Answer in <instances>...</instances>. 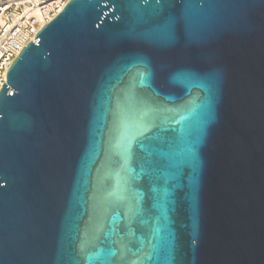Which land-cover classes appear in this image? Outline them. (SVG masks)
I'll use <instances>...</instances> for the list:
<instances>
[{"label": "water", "instance_id": "95a60500", "mask_svg": "<svg viewBox=\"0 0 264 264\" xmlns=\"http://www.w3.org/2000/svg\"><path fill=\"white\" fill-rule=\"evenodd\" d=\"M0 91V264H264V0H70Z\"/></svg>", "mask_w": 264, "mask_h": 264}, {"label": "built area", "instance_id": "2783aa9c", "mask_svg": "<svg viewBox=\"0 0 264 264\" xmlns=\"http://www.w3.org/2000/svg\"><path fill=\"white\" fill-rule=\"evenodd\" d=\"M70 0H0V91L22 50Z\"/></svg>", "mask_w": 264, "mask_h": 264}]
</instances>
